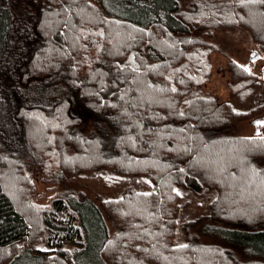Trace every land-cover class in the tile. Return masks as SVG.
I'll list each match as a JSON object with an SVG mask.
<instances>
[{
    "label": "trees",
    "instance_id": "16d2710c",
    "mask_svg": "<svg viewBox=\"0 0 264 264\" xmlns=\"http://www.w3.org/2000/svg\"><path fill=\"white\" fill-rule=\"evenodd\" d=\"M149 1L102 0L106 18L88 0H0V264H81L69 246L92 213L104 264H264V134L236 132L258 82L231 63V98L210 94L199 35L241 28L264 50V2ZM50 168L149 187L41 207L31 178Z\"/></svg>",
    "mask_w": 264,
    "mask_h": 264
},
{
    "label": "rangeland",
    "instance_id": "374dc122",
    "mask_svg": "<svg viewBox=\"0 0 264 264\" xmlns=\"http://www.w3.org/2000/svg\"><path fill=\"white\" fill-rule=\"evenodd\" d=\"M60 1L62 2V0ZM89 1L96 5L100 4V9L106 18L115 17L111 11L102 8V0H88V2ZM106 1L107 6L112 3V0ZM143 1L144 2H139V4L143 6L142 9H150L152 11L154 3L149 0ZM126 3L127 1L125 5ZM116 9L117 7L112 8L114 12ZM199 35L203 40H206L211 46L215 47V51L211 54V63L213 66L212 75L210 81L205 84V89L213 96L218 97L220 101H226L231 98L230 84L234 79L233 75L235 71L230 69V64L234 63L244 68L249 64V73L257 80L258 86L254 94L250 96L247 101L239 105L242 110H245L247 115L242 117L236 127V132L241 136H254L258 131V127L254 124V121H264V50L254 39L252 34L241 28L234 30L218 28L210 31L209 34L202 32ZM255 52L259 53L261 57L255 62H252L250 57ZM128 61L133 63L131 59ZM235 75L238 74L236 73ZM75 105H78V103ZM82 113L86 114V112ZM103 123L104 122L99 123V129L103 128ZM85 125H90V128L93 126L88 122H86ZM261 134H264V126ZM41 169L44 170L47 168L42 165ZM112 171L113 170L110 168L101 170L97 173L91 170L85 175L77 174L75 178L73 176L67 177L66 180L62 182L56 180L57 178L51 168L48 171L50 173H42L39 171L31 178L34 192L30 199L38 206L47 207L58 195L71 188L99 201L102 197L110 198L119 195L121 189L127 184H133L137 187H149V184L144 180L138 181L133 179L128 181L125 179L121 182L115 181L116 178ZM255 178L252 177L251 180L254 181L256 180ZM204 210L205 209L200 210L199 212H203ZM188 215L189 213L182 212L179 216V220L182 221L187 218ZM82 227L84 230V244L70 245L69 248L77 252L76 259H78L81 264H104L98 255V245L103 238L104 230L97 215L92 213L89 218H86ZM19 264L35 263L29 257H24Z\"/></svg>",
    "mask_w": 264,
    "mask_h": 264
},
{
    "label": "water",
    "instance_id": "95a60500",
    "mask_svg": "<svg viewBox=\"0 0 264 264\" xmlns=\"http://www.w3.org/2000/svg\"><path fill=\"white\" fill-rule=\"evenodd\" d=\"M261 56L259 53L255 52L254 54L251 55L250 59L252 62H255L257 59H259ZM247 67H249V64L247 65ZM254 124L257 125L258 127V131H257V134H261V131H262V128L264 126V121H254Z\"/></svg>",
    "mask_w": 264,
    "mask_h": 264
},
{
    "label": "snow or ice",
    "instance_id": "6c2138e0",
    "mask_svg": "<svg viewBox=\"0 0 264 264\" xmlns=\"http://www.w3.org/2000/svg\"><path fill=\"white\" fill-rule=\"evenodd\" d=\"M262 2H264V0H262ZM174 90V89H173Z\"/></svg>",
    "mask_w": 264,
    "mask_h": 264
}]
</instances>
